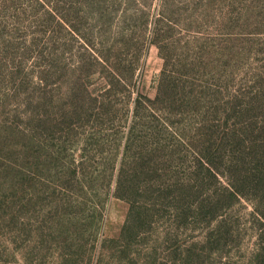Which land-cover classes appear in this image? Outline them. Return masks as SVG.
<instances>
[{"label":"rangeland","instance_id":"1","mask_svg":"<svg viewBox=\"0 0 264 264\" xmlns=\"http://www.w3.org/2000/svg\"><path fill=\"white\" fill-rule=\"evenodd\" d=\"M0 264H264V0H0Z\"/></svg>","mask_w":264,"mask_h":264},{"label":"trees","instance_id":"2","mask_svg":"<svg viewBox=\"0 0 264 264\" xmlns=\"http://www.w3.org/2000/svg\"><path fill=\"white\" fill-rule=\"evenodd\" d=\"M256 145V144H255ZM241 146H242V140H238L237 142H236V148L239 150L240 148H241ZM252 153H253V158L254 159H256L257 158V156H258V151H259V144H257V148L256 149H253V147H252ZM243 157H244V153H243V151L242 150H239V152H238V154L235 156V165L236 166H238L239 164H241L242 163V161H243ZM230 168H232L233 170H232V172H230V177L231 176H233L234 175V177H236V172H235V169H234V163L230 166ZM122 172H123V170H122ZM234 173V174H233ZM123 181H124V179L122 178V176H121V174H120V179H119V183H118V186L120 187V189H121V187L123 186ZM244 181V180H243ZM243 181H242V183H243ZM121 182H122V185H121ZM238 182H239V180L237 179V177H236V180H235V182H234V180H233V185H234V187H233V191H234V193H242V189H241V187H244V185L243 184H241L240 182V184L238 185Z\"/></svg>","mask_w":264,"mask_h":264}]
</instances>
